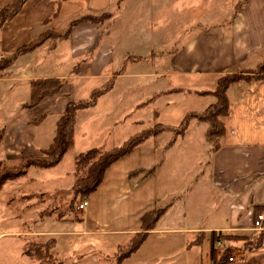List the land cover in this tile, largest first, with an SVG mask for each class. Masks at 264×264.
I'll return each mask as SVG.
<instances>
[{
  "label": "crops",
  "instance_id": "0c3cea01",
  "mask_svg": "<svg viewBox=\"0 0 264 264\" xmlns=\"http://www.w3.org/2000/svg\"><path fill=\"white\" fill-rule=\"evenodd\" d=\"M216 1L223 7L222 19L212 20L207 16L197 21L195 25L188 26L187 33H191L192 39L186 49L183 48L182 51H185L183 56L181 55L183 52L176 56L173 50L156 52V49L152 48L149 52L153 57L156 54L167 53L172 64L171 70L176 72L175 69H182L185 72L184 76L193 83L214 88L220 75L233 72L246 74L255 71L264 63V0ZM242 1L244 5L234 18L236 6ZM11 2L7 1L0 5V10ZM204 2L210 4L212 1ZM118 3L121 6L117 9L114 0L54 3L30 0L9 24L24 18L30 8V21L27 25V30L30 29V40L23 44L26 45L36 39L31 36L36 26H44L45 30L40 34L46 30L63 33L71 21L87 15L88 12L90 14L111 11L113 16L108 23H115L126 1ZM56 4L59 5L58 15L49 24H44L54 14ZM104 25L86 23L77 26L69 38L58 43L54 49L51 48L52 43L47 42L49 44L47 48L52 52L57 51L64 43L71 44L72 59L84 61L79 74L71 77H82L95 66L94 64L105 67L112 61L110 54L114 52V48L111 42L108 43L112 31L106 35L102 29ZM47 43L29 54L39 52ZM5 51L8 50L3 39L0 52L2 56H5ZM40 54L38 58H43L44 53ZM100 60L102 62H99ZM43 75L45 76L36 79L58 78ZM5 77L6 75L2 79ZM32 80L35 78L29 79L30 82ZM228 99L230 105L229 115L224 119L225 135L220 140V148L217 151H213L208 143L211 156L206 163L207 170L203 172V175L207 174L203 184H199L193 175L177 190L173 187L170 189L169 183L166 182L173 181L174 177L166 179L167 176L163 177L161 173L173 152L183 147H186L185 150L190 148L179 141L180 138L186 140L187 129L183 136L177 137L173 146H168L172 136L162 149L154 147L143 155L139 147L114 163L107 171L100 187L87 199L89 205L86 210L74 212V220H78L83 229L78 232H54L55 230L48 229L32 232L30 229V235L34 239L58 236V246L62 239L90 237L99 241L95 244L99 250L101 249L102 254L104 251L108 252L104 254V260H99L92 254L87 261H79L76 264H114L113 257L121 249H125L135 235L143 232L142 216L154 210H162L155 229L147 232L142 245L121 264H208L213 233L247 236L252 241L256 240L258 233H254L253 223L259 209L264 208V79H251L234 84L228 90ZM78 118L79 115L76 121V140ZM83 136L87 137L85 134ZM120 145L122 144L118 146ZM31 146L27 145L29 149ZM114 147L116 146H108L105 139L97 148ZM41 149L45 148L39 150ZM161 150H164V154ZM159 154L160 157L157 158ZM61 164L62 162L51 170H57ZM150 171L152 172L146 175ZM74 172L75 168L73 174ZM74 183L75 176L72 184L66 189L56 188L55 193L51 192L49 195L43 193L31 195L33 198L41 196L40 202L43 205L46 197L54 199L68 197L71 202ZM33 198L30 199V207L34 206ZM70 202L68 208L62 209L63 212L61 210L62 213L59 215L52 211L53 208L45 210L42 213L46 214L40 217V221L50 218L58 224L66 221L73 224V220L66 218L67 214L70 215ZM197 233H203L204 240L201 245L190 247ZM245 243L230 240L221 242L218 246L234 248L232 257H235V260L230 264H264V238L258 246Z\"/></svg>",
  "mask_w": 264,
  "mask_h": 264
},
{
  "label": "rangeland",
  "instance_id": "374dc122",
  "mask_svg": "<svg viewBox=\"0 0 264 264\" xmlns=\"http://www.w3.org/2000/svg\"><path fill=\"white\" fill-rule=\"evenodd\" d=\"M7 1L12 0H0V5ZM34 1L54 3L79 0ZM114 1L117 9L120 8L118 1L122 0ZM125 1L115 23L109 24L107 21L102 27L106 35L112 31L108 43L111 42L114 48V52L110 54L112 61L105 67L94 64L95 66L82 77H71L78 62L77 59H72V45L64 43L57 51L52 52L49 51L47 43L39 52L20 57L12 68L6 71L5 79H0V129L6 131L0 147V161L7 166L16 167L23 163L24 157L38 154L40 148H46L52 142L57 121L68 101L89 99L95 89L101 88L116 75L115 89L101 97L95 107L78 113L76 145L73 151L64 157L60 168L41 170L30 167L24 176L15 182H9L0 191V264H37L24 253L27 243L34 240L30 235L31 230L78 232L83 229L82 225L78 224L80 222L74 220V212L66 215L68 220H73V224L67 221L58 224L50 218L40 221L45 210L53 208L52 211L59 215L63 212L62 209H67L70 202L68 197H46L43 205L40 202L41 196H38L33 198L34 206L30 207L31 194H54L56 188L66 189L72 184L76 154L101 146L105 139L108 146L119 147V144H123L133 135L151 129L157 123L177 129L189 113H203L209 105L216 102L213 95L201 94L214 87L193 83L184 76L182 69H175L176 72L171 70L172 64L167 53L153 57L149 52L152 48L156 49V52L173 50L176 56L183 52V48L186 49L192 39L191 33H187L188 26L195 25L207 16L212 20H221L223 7L220 3L216 0ZM204 1L212 2L208 4ZM58 7L56 4V8ZM26 13L24 18L0 29V52L4 39L8 50L4 53L6 57L11 56L18 47L30 40V29L27 30L30 8ZM43 30L44 26L38 25L33 29L31 36L37 38ZM40 53H44L43 58H38ZM184 54L185 51L181 55ZM128 56H139L142 60L134 62L129 60ZM2 57L4 56L0 53V58ZM43 74H48V77L66 78L68 83L59 95L48 98L36 107L24 108L23 105L29 103L31 98L29 79L45 76ZM44 115L41 123H33ZM207 128V123L192 120L186 140L179 139L180 143L190 148L185 150L186 147H181L182 149L173 152L161 172L163 177L167 176L166 179L174 177L173 181L166 182L169 183L170 189L173 187L177 190L193 175L199 184H203L207 175H203V172L207 170L206 163L211 156L210 146L205 140ZM172 136V132L165 131L157 138L147 140L139 149L143 155L154 147L162 149ZM29 144L32 145L30 149L27 147ZM162 153L164 154V150ZM159 157L160 154L157 158ZM80 202H77V212ZM96 242L99 241L90 237L62 239L58 246L59 256L66 264L87 261L92 254L99 260L103 259L104 254L108 252L104 251L102 254Z\"/></svg>",
  "mask_w": 264,
  "mask_h": 264
},
{
  "label": "trees",
  "instance_id": "16d2710c",
  "mask_svg": "<svg viewBox=\"0 0 264 264\" xmlns=\"http://www.w3.org/2000/svg\"><path fill=\"white\" fill-rule=\"evenodd\" d=\"M29 1L30 0H12L11 3L1 9L0 29L12 22ZM243 5V1L237 4L234 18L242 9ZM58 10L59 7L56 8L52 17L46 20L44 24H49L58 15ZM112 16L113 13L110 11L96 15L87 14L71 21L63 33L46 30L30 43L18 48L11 56L0 58V79L4 78L6 71L10 69L20 57L33 52L47 42H51V48L54 49L58 43L69 38L75 27L86 23L103 25L105 22L109 21ZM128 59L133 60L134 62L142 60L139 56H128ZM82 62L84 61H80L74 66V76L79 74ZM251 79H264V63H262L255 71L246 74H243L242 72H233L220 75L217 78L215 88L212 91H203L201 93L204 95H213L216 98V102L210 105L203 113H189L177 129L171 128L162 123H157L153 128L133 135L119 147H114L109 150L92 148L78 154L74 160L75 183L72 188L73 199L70 202V212L76 211L78 201L89 199L97 191L103 183L107 171L114 163L130 155L150 138H156L165 131L173 133V138L168 145L173 146L176 143L177 137L183 136L186 133L192 120L207 123L208 130L206 132V140L212 146L213 151L219 150L220 140L225 135L224 119L229 115L230 103L228 99V90L236 83L249 81ZM115 82L116 75H113L101 88L95 89L91 93L89 99L68 101L63 114L57 121L55 135L48 148L39 150L37 155L24 157L23 163L20 166H7L0 161V191H2L9 182H15L20 177L24 176L30 167H36L41 170L57 167L64 157L75 148L76 120L78 113L95 107L101 97L113 90ZM67 83L68 79L60 78H41L32 80L30 82V102L23 105L24 108L36 107L46 99L59 95ZM44 118L45 115L40 116L35 119L33 123L39 124ZM5 132V129H0V147L4 142ZM151 172L152 171L148 172L146 175ZM31 198H33V195H30V199ZM263 210L264 208L259 209L258 213ZM45 214L43 213L42 216H45ZM161 214L162 210H154L142 216L141 222L143 232L135 235L127 247L121 249L113 257L114 264H121L142 245L145 241L147 232L155 229V224ZM263 238L264 232L258 233V237L254 241L247 238V236L213 233L211 236V249L209 252L208 264H230L235 260V258L232 257L234 248H220L218 245L221 242L230 240L245 241V245L253 244L258 246L261 244ZM203 240L204 234L197 233L195 238L191 241L190 247L201 245ZM58 245V236L37 237V239L27 243L24 253L37 264H66V262L61 260L59 256ZM231 258H233V261H230Z\"/></svg>",
  "mask_w": 264,
  "mask_h": 264
},
{
  "label": "built area",
  "instance_id": "2783aa9c",
  "mask_svg": "<svg viewBox=\"0 0 264 264\" xmlns=\"http://www.w3.org/2000/svg\"><path fill=\"white\" fill-rule=\"evenodd\" d=\"M88 205H89L88 200H82L78 206V210L80 212H83L86 210ZM253 230L258 233L264 232V210L255 216L253 223ZM230 261H233V258H231Z\"/></svg>",
  "mask_w": 264,
  "mask_h": 264
}]
</instances>
